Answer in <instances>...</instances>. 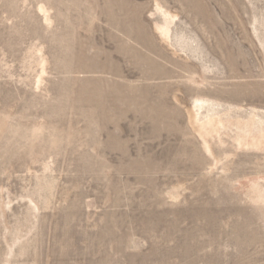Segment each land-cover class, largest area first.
I'll return each mask as SVG.
<instances>
[{
  "label": "rangeland",
  "instance_id": "1",
  "mask_svg": "<svg viewBox=\"0 0 264 264\" xmlns=\"http://www.w3.org/2000/svg\"><path fill=\"white\" fill-rule=\"evenodd\" d=\"M0 264H264V0H0Z\"/></svg>",
  "mask_w": 264,
  "mask_h": 264
}]
</instances>
